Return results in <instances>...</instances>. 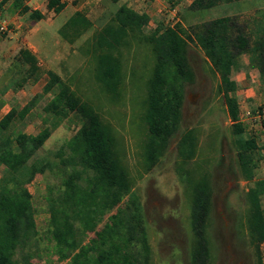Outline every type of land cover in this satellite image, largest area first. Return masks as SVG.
I'll use <instances>...</instances> for the list:
<instances>
[{
    "label": "rangeland",
    "instance_id": "obj_1",
    "mask_svg": "<svg viewBox=\"0 0 264 264\" xmlns=\"http://www.w3.org/2000/svg\"><path fill=\"white\" fill-rule=\"evenodd\" d=\"M66 1L67 8L60 16L48 11V0H23L18 8L15 0H9L0 9V124L13 109L19 113L8 129L2 130L0 126V143L5 140L14 142L20 133L35 136L46 128L52 132L47 143L16 174L0 164V193L4 189H12L16 181L21 180L25 186L15 193L19 192L20 200L24 199V190L30 196L36 226L29 240L13 253L14 264H71V256L74 255V251L69 252L67 247H59L53 237L51 213L54 209L55 214H61L59 198L72 171L61 165L58 153L77 135L83 120L77 113L70 114L68 118L47 113L48 103L58 92L56 88L53 93H44L50 71L68 82L76 94L92 105L102 120L115 130L135 182L133 192L139 196L143 206L152 256L150 264H192L198 239L192 225L193 198L188 180L199 181L206 176L210 178L213 190V207L207 230L211 264H258V255L250 244L246 227L247 192L256 187L257 182H264V149L256 150L252 156L255 180H249L239 164L238 152L241 150L237 142L256 138L260 145L264 144L262 123L255 121L264 108L250 110L255 119L252 121L247 119L244 109L240 110L246 133L233 135L232 121L223 94L219 92V76L203 50L190 43L189 65L195 81L182 83V121L164 156L152 171L147 172L144 155L148 129L144 113L148 82L155 64L152 47L133 43L123 50V80L119 95L112 98L97 80L93 36L109 23L116 9L111 0ZM193 1L164 0L166 10L153 17L152 24L144 28V34L151 36L163 22L171 27L181 25L192 35L193 30L207 22L231 16L245 25L250 40L254 42V33L258 35L257 27L260 23L264 25V15L256 18L250 14L256 11L257 6L250 5L251 12L245 13L248 7H242V0L196 12L190 10ZM29 2L32 11L46 14L43 21H34L30 14L23 12ZM139 5L133 4L132 8L142 13ZM260 7L264 14V0ZM76 12L84 13L93 22V27L71 44L58 31ZM1 25H4V30H1ZM22 49L33 52L39 49L42 52L40 71L27 83H23V79L28 66L17 59ZM31 103L35 105L30 107ZM28 108L30 112L22 117V111ZM191 130L196 132L199 141L197 157L182 166L179 144L183 135ZM14 149L19 152L15 142ZM34 171L35 176L31 178ZM116 212L98 216L96 231H101ZM58 218L62 223V216ZM75 230V251L78 253L95 238L96 231L84 233L80 223H76ZM137 249L140 251V247ZM259 250L264 261V243L260 244Z\"/></svg>",
    "mask_w": 264,
    "mask_h": 264
},
{
    "label": "trees",
    "instance_id": "obj_2",
    "mask_svg": "<svg viewBox=\"0 0 264 264\" xmlns=\"http://www.w3.org/2000/svg\"><path fill=\"white\" fill-rule=\"evenodd\" d=\"M9 0L0 3V9ZM23 0H15L16 7ZM118 3L119 0H112ZM240 0H194L190 10L203 11L219 4H231ZM64 0H49L48 10L59 15L66 8ZM24 13L30 12L29 7ZM30 18L41 21L45 16L33 11ZM150 19L122 5L110 22L93 36L97 57V80L112 98H117L123 80L122 54L133 43L148 44L152 47L155 64L148 82L145 101L144 121L148 129L145 145V167L150 172L166 153L170 140L178 132L182 121L184 93L182 83H193L195 74L189 65L190 43L201 48L220 79L219 92L223 94L225 106L232 121L233 135L246 133V126L240 119V107L231 96L238 90L232 80L237 58L249 52L251 40L246 27L231 16L215 19L201 25L190 35L181 25L165 26L160 23L157 30L146 36L143 29ZM91 28V23L78 15L72 18L62 30V35L73 43ZM72 32V33H70ZM72 38H71V37ZM18 62L28 66L23 83L34 77L40 70L39 61L29 49H22ZM264 72V53L261 55ZM49 81L44 93L55 97L48 103L46 111L56 117L68 118L77 113L83 125L77 135L58 153L61 165L71 168L64 182V193L59 198L61 214L52 210L53 237L59 247H67L71 264H150L151 249L143 216V206L139 196L133 192L135 182L125 162L126 155L115 130L106 124L97 110L84 102L72 86L59 75L48 72ZM115 96V97H114ZM36 102V101H35ZM35 104L31 103L30 107ZM29 108L22 111V117ZM19 113L12 110L1 122L2 130L8 129ZM48 128L39 134L20 133L14 142L0 143V164L13 173L19 172L51 138ZM239 164L249 180L254 179L252 156L258 149L254 138L237 142ZM199 141L191 130L183 135L179 144L181 165L192 162L197 157ZM44 171V168L41 169ZM33 172L31 178L35 176ZM183 174V173H181ZM188 175H190L187 172ZM193 198V228L197 244L192 255V264H211L210 245L207 230L213 207V190L209 177L199 181L188 180ZM25 186L17 180L12 189L0 193V264H14L13 253L24 245L36 227L30 196L24 190V199H18V188ZM264 186L257 184L247 192L248 210L246 227L250 244L258 255V264H264L260 244L264 243V209L262 196ZM129 200L125 203L126 199ZM62 199V200H61ZM124 206V207H123ZM117 210L101 231H96L98 216H105ZM62 216V223L58 217ZM76 223L83 226V232H95V238L77 253ZM140 247V251H138Z\"/></svg>",
    "mask_w": 264,
    "mask_h": 264
},
{
    "label": "crops",
    "instance_id": "obj_3",
    "mask_svg": "<svg viewBox=\"0 0 264 264\" xmlns=\"http://www.w3.org/2000/svg\"><path fill=\"white\" fill-rule=\"evenodd\" d=\"M64 1L67 3L66 0H64ZM119 2H120V5H116V4H119ZM119 2L118 3H114L111 0L112 6L116 9L115 14L117 13V11L119 10V8L122 5H126L128 8L134 10L135 12H137L139 14H145V15H147L149 17V19H150L149 24H152L153 17L159 16L161 13H163V11L166 10V7L164 5V0H119ZM262 2H263V0H242L241 5H242V7H248L249 10L247 9L245 11V13L247 11H248V13L251 12L250 7H249L250 5L257 6V7H255L256 8V11L254 13L252 12L250 14H252V15L254 14V16L256 18H261V16L264 15L261 12V10H260L262 8V7H260L261 4H262ZM48 3H49V0H48ZM138 3H140L139 7L143 9V12L142 13L141 12H138L137 10H135L134 8H132L133 4H138ZM28 4H30V2L27 3V5ZM238 5H240V4H238ZM26 7H29V5L26 6ZM47 8H48V4H47ZM66 8H67V6H66ZM65 9L62 11V13L65 11ZM36 11H38V10H36ZM32 12L33 11L30 8V12L25 13V14H30L31 15ZM39 12L41 14H43L45 16V18H46V14L45 13H43L41 11H39ZM194 12H196V11H194ZM61 14H59L57 16H60ZM78 15H81L82 17H84L85 19H87L91 23V28L93 27V22L84 13H82V12H76L71 18H69L64 23V25L58 31V33L61 36H63L62 35V30L68 24V22L72 18L77 17ZM252 15H250V16H252ZM43 20H41V21H43ZM37 22H40V21H37ZM3 23H5V21ZM161 23H163V22H161ZM159 24H158V26H159ZM163 24L165 25V23H163ZM158 26H157V28H158ZM157 28L155 29V31L157 30ZM172 28H174V27L172 26ZM257 29H258L257 30L258 35L260 37H258L257 33H254L255 36H256V39H254V42L251 40V47H250V50H249L248 54H244V55L240 56L239 58H237L235 67L233 69L232 77H231L232 80L235 83H237V85H238V90L234 93V96L233 97L236 98V100L238 102V105L240 107V110H243L244 109L245 110V113L246 112H249L250 110H254L255 108L256 109H261V110H263V108H264V72L261 70L262 69L261 55L264 53V36H263L264 35V25H263V23H262V25L260 23V27L259 28L257 27ZM65 40L68 41V42H70L66 38H65ZM30 51L36 56V58L38 59V61H41V58H42L41 57L42 56L41 50L38 49V50H35V52H33L32 50H30ZM39 67L41 68L40 62H39ZM57 75H59V74H57ZM240 119H241V116H240ZM250 121H252V120H250ZM255 121L262 123V127L261 128H262V133H263V136H264V116L261 117V118H258V120H255ZM254 139L256 140V138H254ZM256 144H257V147H258L257 150L264 149V144L263 145H260L257 142V140H256ZM253 180H255V177H254ZM256 184H258V185L259 184H262L264 186V182H261V181L260 182H257ZM263 197H264V195L262 196V206H263ZM263 209H264V206H263Z\"/></svg>",
    "mask_w": 264,
    "mask_h": 264
},
{
    "label": "built area",
    "instance_id": "obj_4",
    "mask_svg": "<svg viewBox=\"0 0 264 264\" xmlns=\"http://www.w3.org/2000/svg\"><path fill=\"white\" fill-rule=\"evenodd\" d=\"M1 30H4V25H1ZM245 114H246L247 119L255 120V119H253L254 115L252 114V112L249 111V112H246ZM263 116H264V110L257 114V118H261Z\"/></svg>",
    "mask_w": 264,
    "mask_h": 264
}]
</instances>
